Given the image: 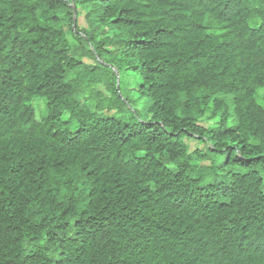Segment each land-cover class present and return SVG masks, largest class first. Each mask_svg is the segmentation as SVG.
Listing matches in <instances>:
<instances>
[{"label": "trees", "instance_id": "1", "mask_svg": "<svg viewBox=\"0 0 264 264\" xmlns=\"http://www.w3.org/2000/svg\"><path fill=\"white\" fill-rule=\"evenodd\" d=\"M0 264H264V0H0Z\"/></svg>", "mask_w": 264, "mask_h": 264}, {"label": "rangeland", "instance_id": "2", "mask_svg": "<svg viewBox=\"0 0 264 264\" xmlns=\"http://www.w3.org/2000/svg\"><path fill=\"white\" fill-rule=\"evenodd\" d=\"M133 81H134V76L131 75V74H127V75H126V81H125V83H126L127 85L124 86V88H125L126 91H128L127 89L130 88V86L132 85ZM129 91H130V90H129ZM141 114H143V111H142Z\"/></svg>", "mask_w": 264, "mask_h": 264}, {"label": "water", "instance_id": "3", "mask_svg": "<svg viewBox=\"0 0 264 264\" xmlns=\"http://www.w3.org/2000/svg\"><path fill=\"white\" fill-rule=\"evenodd\" d=\"M74 13H75V10H74ZM74 23H75V16H74V19H73V23H72V26H74ZM117 87H118V80H117Z\"/></svg>", "mask_w": 264, "mask_h": 264}]
</instances>
